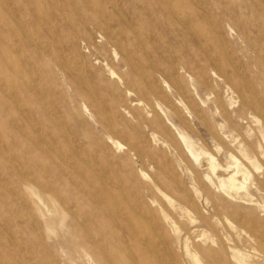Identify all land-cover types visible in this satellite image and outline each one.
I'll return each mask as SVG.
<instances>
[{
  "label": "rangeland",
  "instance_id": "obj_1",
  "mask_svg": "<svg viewBox=\"0 0 264 264\" xmlns=\"http://www.w3.org/2000/svg\"><path fill=\"white\" fill-rule=\"evenodd\" d=\"M197 1L0 0V264H264V0Z\"/></svg>",
  "mask_w": 264,
  "mask_h": 264
},
{
  "label": "bare ground",
  "instance_id": "obj_2",
  "mask_svg": "<svg viewBox=\"0 0 264 264\" xmlns=\"http://www.w3.org/2000/svg\"><path fill=\"white\" fill-rule=\"evenodd\" d=\"M165 1V0H164ZM195 1V0H194ZM197 1V0H196ZM52 2V1H51ZM198 2V1H197ZM46 4V3H45ZM110 4V3H109ZM198 4V3H197ZM47 5V4H46ZM113 5V4H112ZM203 5V4H202ZM48 7V6H47ZM48 10V9H47ZM206 10V9H205ZM10 11V10H9ZM76 11V10H75ZM173 11V10H172ZM207 11V10H206ZM174 13V12H173ZM98 14V13H97ZM175 14V13H174ZM202 15V14H201ZM176 16V15H175ZM209 16H211V15H209ZM205 18V17H204ZM51 22V21H50ZM127 22V21H126ZM49 27V26H48ZM215 28V27H214ZM24 30V29H23ZM217 31V30H216ZM139 36V35H138ZM52 38H53V35H52ZM120 41V40H119ZM141 41V40H140ZM201 43V42H200ZM168 46V45H167ZM226 47V46H225ZM19 49V48H18ZM226 49V48H225ZM228 54V53H227ZM209 55V54H208ZM261 55V54H260ZM215 56V55H214ZM228 56V55H227ZM229 57V56H228ZM262 57H263V55H262ZM56 58V57H55ZM66 58V57H65ZM231 59V58H230ZM229 59V60H230ZM78 62V61H77ZM134 64V63H133ZM139 66V65H138ZM142 67V66H141ZM237 67V66H236ZM79 68V66H77V68L76 69H78ZM72 69V68H71ZM221 69V68H220ZM241 71V70H240ZM242 72V71H241ZM81 73V72H80ZM244 73V72H243ZM241 74V73H240ZM243 75V74H242ZM245 78V77H244ZM46 89V88H45ZM239 93V92H238ZM256 94V93H255ZM91 95V94H90ZM160 97V96H159ZM100 99V98H99ZM47 101V100H46ZM187 102V101H186ZM261 102V101H260ZM262 102H263V100H262ZM249 106V105H248ZM83 107V106H82ZM172 108V107H171ZM112 110V109H111ZM57 113V112H56ZM108 118V117H107ZM109 121H110V119H109ZM112 121V120H111ZM62 125V124H61ZM65 127V126H64ZM69 131H71L70 130V128H69ZM118 131V130H117ZM179 133V135L182 137V138H184L185 139V137H184V135H182L180 132H178ZM75 139V138H74ZM47 140V139H46ZM98 145V144H97ZM42 148V147H41ZM54 149H55V147H54ZM4 152V151H3ZM48 152V151H47ZM207 153V152H206ZM207 156L210 158V170L212 171V174H214V173H216V170H217V168L219 167H221V168H224V169H228L229 170V168L231 167V166H222V165H220L218 162H217V159L211 154V153H207ZM232 156V155H231ZM10 157V156H9ZM235 160V163H236V167H237V171H235L230 177H229V179H228V182H229V185L227 186L226 185V183H224L225 181H220L221 182V184L220 185H218V187H220V188H222V189H224V191H226V192H228V193H230V190H239L240 188H243V187H245L244 186V184H243V182H241V181H238L237 180V178H236V176L239 174V173H241L244 177H246L247 176V174H246V172H243L241 169H238V166H239V164H241L239 161H238V159L237 158H235L234 156H232ZM198 158H200V157H198ZM11 159V158H10ZM88 159V158H87ZM144 162V161H143ZM91 164V163H90ZM93 164H94V162H93ZM96 166V165H95ZM243 166V165H242ZM220 168V169H221ZM95 170V169H94ZM28 171V170H27ZM30 174V173H29ZM98 174V173H97ZM112 175V174H111ZM209 177V176H208ZM210 178V177H209ZM110 179V178H109ZM117 179H119V178H117ZM243 179V178H242ZM111 180V179H110ZM33 181V180H32ZM37 184V183H36ZM173 184V183H172ZM106 185V184H105ZM174 185V184H173ZM79 186V185H78ZM46 187V186H45ZM108 188V187H107ZM114 189V188H113ZM28 190V189H27ZM39 192V191H38ZM30 193V192H29ZM42 194V193H41ZM123 194V193H122ZM43 195H45V194H43ZM109 196V195H108ZM41 197V196H40ZM100 197V196H99ZM32 198V197H31ZM48 198H49V196H48ZM185 198V197H184ZM61 199V198H60ZM49 200V199H48ZM48 200H46V201H48ZM100 201V200H99ZM38 203H40V202H38ZM33 204H35V203H33ZM46 204V203H45ZM112 205V204H111ZM116 204H114V206H115ZM132 205V204H131ZM37 207L39 206V205H36ZM48 207H50V205L48 206ZM65 207V206H64ZM52 208V207H51ZM54 208V207H53ZM52 208V209H53ZM66 208V207H65ZM55 209V208H54ZM114 209V208H113ZM136 209V208H135ZM145 210V209H144ZM48 211V210H47ZM50 211H53V210H50ZM49 211V212H50ZM43 212V211H42ZM52 213H55L54 211L52 212ZM143 214H144V212H143ZM143 214H141V215H143ZM47 216H50V214L49 215H47ZM152 216V215H151ZM45 217H46V215H45ZM49 218V217H48ZM81 221V220H80ZM232 225H234V224H232ZM91 236V235H90ZM144 239V238H143ZM145 241V240H144ZM156 242H160L159 240H157ZM164 242V241H163ZM99 245H102V244H99ZM120 245H122V244H120ZM119 247V246H118ZM163 249H166V248H163ZM106 252V251H105ZM197 253V252H196ZM143 255V254H142ZM166 255V254H165ZM32 257V256H31ZM139 258H140V256H139ZM172 259V258H171ZM168 259H166V261H167ZM170 260V259H169ZM171 261V260H170ZM172 262V261H171ZM166 263H168V262H166ZM170 263V262H169ZM108 264V263H107Z\"/></svg>",
  "mask_w": 264,
  "mask_h": 264
}]
</instances>
